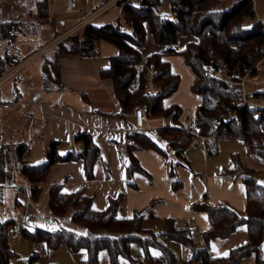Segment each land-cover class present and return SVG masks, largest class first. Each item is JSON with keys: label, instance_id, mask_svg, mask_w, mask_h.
<instances>
[{"label": "trees", "instance_id": "1", "mask_svg": "<svg viewBox=\"0 0 264 264\" xmlns=\"http://www.w3.org/2000/svg\"><path fill=\"white\" fill-rule=\"evenodd\" d=\"M162 0H140L137 5L123 4L120 16L132 22L133 32L122 34L117 21L96 27L91 23L82 26L79 32L74 31L56 43L50 59L42 64V84L45 89L58 81L60 54L73 55L79 58H95L98 55L100 41L113 45L114 55L109 56L108 66L99 71L101 78H108L112 83L113 93L120 106L119 115L132 113L145 104L150 118H171L173 126H161L156 133L165 140L173 150L178 161L167 163L171 187L176 189L180 181L176 177V167L184 158L192 137L178 122L181 109L178 105H163V100L177 88L179 76L172 73L167 61L161 59L164 54H177L193 74L189 86L190 92L199 95L200 103L193 114L200 126V134L207 136L204 148L206 155L214 153L218 138H236L243 142L247 151L264 164V110H251L235 104L236 94L232 87L205 72V66L215 67L218 60L228 68L230 79H239L244 74H254L255 67L264 54V24L254 19L252 0H232L224 8L219 7L218 0H166L171 14H163L159 9ZM118 5L122 2L118 1ZM38 17H47V0H38ZM43 20H41L42 22ZM250 23L245 26V22ZM16 25L11 21L0 24L1 36L10 38ZM10 34V35H9ZM150 37L151 42L159 49L143 56L141 49ZM185 38L180 47L179 40ZM179 48V49H178ZM141 65L139 67L138 64ZM261 63H264L261 61ZM17 61L8 62V68ZM152 65L155 72L150 82L156 91L152 95L145 94L147 72ZM4 61L0 60V76L6 71ZM136 84L131 88L133 81ZM264 93H249L255 96ZM233 111L235 118L225 119L224 113ZM131 150L152 149L165 156L163 149L145 133L136 132L131 135ZM73 141L79 144L77 151L68 149L63 155L57 152V143L52 142L46 150L44 159L36 164L26 161L27 144L15 145V155L19 163L21 176L30 184L29 194L35 199L40 191L50 166L56 162L80 160L85 179H92V167L99 155L98 147L88 132L77 134ZM3 151L0 147V179L3 177ZM222 176L240 177L244 185L245 205L241 211L232 208L228 203L219 201L207 204L196 201L191 204L194 211L206 214L208 226L201 233H196L187 223L179 226L172 218H164L159 231L142 229L146 210H134L129 218L117 216L122 194L109 197L102 210L91 207V198L84 194L83 188L72 192H63L59 184H52L48 191V208L53 217H59L70 210L72 222L82 225L84 234L59 229L56 233L37 229L25 232L24 236L32 240H44L49 248L63 244L68 250L84 248L85 264H97V253L104 249L107 252L108 264H119L123 258L134 262L129 245L137 242L147 260L150 258L148 249L159 250V257L167 264L176 263L183 254L192 260L200 259L201 264H239L240 261L253 256L252 264H264V182L257 178L258 171L247 165L232 161V166L221 169ZM134 172L144 173L135 157L128 155L125 166L126 179L129 181ZM130 185L135 186L129 181ZM10 222L0 225V264H9L11 252L6 244V227ZM244 225L247 240L229 250L221 257H210L207 244L211 239L223 238L237 226ZM147 232L146 237L137 233ZM159 238L165 240L161 243ZM198 239L204 246H198ZM176 245L183 253L176 256L170 244ZM168 247L174 254L168 252ZM155 259V260H156ZM154 261V260H153Z\"/></svg>", "mask_w": 264, "mask_h": 264}, {"label": "crops", "instance_id": "2", "mask_svg": "<svg viewBox=\"0 0 264 264\" xmlns=\"http://www.w3.org/2000/svg\"><path fill=\"white\" fill-rule=\"evenodd\" d=\"M81 1L77 2L78 11L73 12L65 11L63 3L66 14L77 13L81 16L74 20H59L58 25L49 16L48 6L47 21L28 29L25 34H21L14 47H9L13 52L10 60L19 62L0 76V147L4 163L3 177L0 179V225L10 222L6 227V244L11 252L9 264H85L84 248L70 251L63 244L49 248L44 240H32L24 236L25 232L37 229L53 233L59 229L76 234L85 233L82 225L71 221L70 210L59 217L52 216L48 208V191L52 184H59L66 193L83 188L84 194L91 198L94 210L104 209L109 197L121 193L117 216L129 218L134 210H146L142 221L144 230L159 231L162 220L172 218L179 226L190 219L196 233H201L208 226L207 217L204 212L191 209L193 202L205 201L212 205L224 201L238 211L245 205L241 178L222 176L221 169L231 167L232 161L236 160L256 169L257 178L264 182V164L247 151L241 140L218 138L216 151L210 155H206L204 146H189L185 150L184 158L175 168L180 186L172 189L167 163L176 162L178 158L155 131L157 127L173 126L172 119L149 118L148 128L133 129L131 113L119 115L120 106L114 96L111 81L99 76V71L108 66L109 56L116 53L115 47L107 42H99L95 58L58 55V81L45 89L42 84V64L44 57L52 56L59 40L86 23L103 26L115 22L121 14L122 5L118 3L98 11L94 10V3L89 11L84 12ZM231 2L218 0L221 8L228 7ZM128 3L132 4L126 0L123 4ZM252 7L254 19L264 24V0H252ZM159 9L163 14L170 13L166 0L160 3ZM103 42L112 46L108 47L107 52H102L100 43ZM157 49L159 46L152 51ZM161 59L167 61L171 72L179 76L176 90L163 100V105H178L181 109L178 122L181 123L185 112L193 113L200 103L199 95L189 90L193 74L177 54H164ZM3 61L4 66H7V57ZM261 67H264V63L260 62L254 74L248 76L247 81L251 85L247 89L248 93H264V88L258 83L264 72L260 71ZM20 73V78L9 85L8 82ZM3 104H7V107H3ZM81 132L91 135L99 151L92 167V179H85L80 160L56 162L50 166L43 182L37 184L40 191L32 199L29 194L30 184L19 171L15 145L26 143V161L36 164L44 159L52 142L57 143L60 155L68 149L77 151L79 144L73 138ZM136 132L151 137L164 150L165 156L152 149L131 150L128 140ZM130 152L145 172L132 174L129 181L134 183V187L126 179L125 173ZM21 214L28 215L27 222L23 229L14 233L13 220ZM137 234L140 237L147 236L145 231ZM159 240L166 243L162 238ZM246 240V227L239 225L226 237L211 239L207 244L208 256H225L231 248ZM170 246L176 250L177 257L183 253L176 245ZM129 250L134 262L120 258L119 264H150L160 254L159 250L149 248L148 253L153 260H147L135 241L130 243ZM242 260L239 264H242ZM97 264H108L106 250L98 251Z\"/></svg>", "mask_w": 264, "mask_h": 264}, {"label": "built area", "instance_id": "3", "mask_svg": "<svg viewBox=\"0 0 264 264\" xmlns=\"http://www.w3.org/2000/svg\"><path fill=\"white\" fill-rule=\"evenodd\" d=\"M118 1L120 0H107L102 3V5L100 6V9L107 8L110 5L117 3ZM77 2L78 0H64L63 2L64 10L67 12L78 11ZM170 14H171V9L168 15ZM116 21L119 24V29L122 34L129 35L133 32L132 22L130 20L119 16ZM263 48H264V44H263ZM263 59H264V54L258 63L263 61ZM140 65L141 63L138 64L137 67H139ZM204 69L207 75H210L216 79H219L229 84L232 87L234 93L236 94L235 99H234L235 104L245 106L251 110H264V96L261 94L250 96L244 87V83H245L244 80H245V77L248 75L247 73L244 74L239 79H235V80L230 79V77L227 74L228 68L226 64L222 62L221 60L217 61L216 66L214 68L208 65V66H205ZM154 72L155 70L153 66L150 65L147 72L145 73L147 77L146 88H145L146 95H152L156 91V89L152 86L150 82L151 76ZM136 81L137 79L133 81V83L131 84V88L135 86ZM3 107H7V104H3ZM131 115H132V120H133V129L148 128L147 121L150 117H149L148 108L145 104H142L136 107L131 113ZM223 116L225 119L237 120L235 118V115L233 114V111H230V110H227ZM181 125L188 133L192 135L190 142H189V146L191 147L204 146L207 136L201 135L199 133L200 126L196 123V117L193 113L185 112ZM128 142L129 144H132L133 140L130 138ZM27 219H28L27 214H21L18 217H16L12 223V232L15 233L23 229L25 223L27 222ZM185 223H187L188 226L195 229V226L190 221V219H186ZM197 244L198 246L205 245L202 239H198ZM168 252L172 255L174 254V250L170 247H168ZM150 264H167V263L162 259H156ZM174 264H201V261L200 259L192 260L188 255L183 254L179 257V259H177L176 263Z\"/></svg>", "mask_w": 264, "mask_h": 264}, {"label": "rangeland", "instance_id": "4", "mask_svg": "<svg viewBox=\"0 0 264 264\" xmlns=\"http://www.w3.org/2000/svg\"><path fill=\"white\" fill-rule=\"evenodd\" d=\"M107 0H82L83 2L81 5L82 10L85 12L89 11L91 6H93L94 3H96L95 9L94 10H100V6L102 5L103 2ZM125 0H120L122 2L120 5H123ZM131 2L132 4L137 5L140 0H126ZM147 1H152V0H147ZM38 0H0V24L5 23V22H12L13 24L16 25V30L11 31L10 34L12 36L8 38L7 36L2 37L1 32H0V60H6L7 57V62H10V60L13 56L12 48L9 47H14L16 42L21 38V34H25V32L28 29H31L34 26H38L45 21H47V18L45 19L44 17H38V6H37ZM102 2V3H101ZM165 0L161 1V4L164 3ZM49 6V16L54 18L56 21L55 24L58 25L59 20H74L75 18H78L81 16L80 14L77 13H69L66 14L63 10V0H49L47 1V7ZM41 20H43L41 22ZM245 26L248 25V21L245 22ZM80 29L76 30L79 32ZM9 34V35H10ZM63 39V38H62ZM61 39V40H62ZM185 38H181L179 41H183ZM60 41V40H59ZM58 41V42H59ZM182 44V43H181ZM180 42L178 47L181 46ZM109 44L100 43V47H102V52H107L108 47H112ZM158 47L157 45L153 44L151 42L150 37H147L146 44L144 47L140 50L141 54L143 56L147 55L148 53L152 52V50ZM3 51V52H2ZM8 53V55H6ZM51 56H46L44 57L45 59H50ZM19 61H17L18 63ZM8 64V63H7ZM7 67V68H6ZM12 68V67H11ZM10 69V68H9ZM260 71H264V67L260 68ZM3 70H8V66H4ZM20 74L16 75L15 78L11 79L8 83L9 85L12 84L14 81L16 82L20 78ZM249 74L245 77L244 80V87L247 90L248 88H251L250 83L247 81ZM247 82V83H246ZM7 83V84H8ZM259 86L261 88H264V72L263 76L260 78L258 81ZM6 84V85H7ZM254 260L253 256H249L247 258H244L242 260V264H252Z\"/></svg>", "mask_w": 264, "mask_h": 264}]
</instances>
